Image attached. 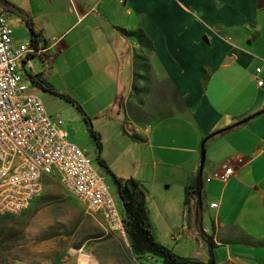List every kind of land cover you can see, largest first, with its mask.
Here are the masks:
<instances>
[{"label": "crops", "instance_id": "0c3cea01", "mask_svg": "<svg viewBox=\"0 0 264 264\" xmlns=\"http://www.w3.org/2000/svg\"><path fill=\"white\" fill-rule=\"evenodd\" d=\"M6 1L21 13L4 11L15 42L31 40V31L40 43L61 38L47 71L42 64L39 70H27L49 114H57L56 95L34 84L29 74L41 73L61 92L81 94L82 104L91 106L86 108L90 116H106L120 96L124 121L113 117L115 123L128 127L149 153L127 171L113 173L134 178L148 193L153 185L176 186L184 196L185 185L199 171L202 139L264 107V88L257 84L264 80V7H257L258 0ZM138 28L154 49L148 54L149 72L137 81L136 90L132 69L135 53L143 47L130 33ZM234 28H253L260 51L233 44L225 31ZM154 84L161 90L151 91ZM167 85L174 91L171 97ZM106 94L112 95L105 99ZM204 146L202 177L223 165L234 172L225 182L203 180L201 202L188 205L194 227L198 214L214 242L215 264H264V112L209 137ZM214 201L218 206L212 208ZM1 240L2 232L0 264H6L10 247L6 235ZM76 260L71 257L65 264Z\"/></svg>", "mask_w": 264, "mask_h": 264}, {"label": "rangeland", "instance_id": "374dc122", "mask_svg": "<svg viewBox=\"0 0 264 264\" xmlns=\"http://www.w3.org/2000/svg\"><path fill=\"white\" fill-rule=\"evenodd\" d=\"M261 11L264 13V8ZM10 17L16 21L14 13ZM258 17L260 20V9H258ZM225 32L230 36L233 44L246 45L260 51V43L255 44L253 28L249 31L244 28H234L232 31ZM247 39H251L252 44H249ZM29 41L27 39L15 44ZM32 66L34 70L41 68L38 58L32 59ZM205 79L206 77L204 81ZM161 88L160 84H154L151 91H160ZM166 90L171 97L174 91L168 85ZM162 93L166 94L164 88ZM68 95L90 117L93 130L100 135V144L89 132L83 115L76 105L65 98L56 96V113L63 119V128L68 133L67 139L90 156L92 165L97 171L104 173L106 183L116 198L118 208L121 209L122 203L115 194V187L100 162H105L112 172L120 174L130 168L129 164L133 165L137 159H141L143 155L147 156L149 152L129 134L128 127L123 128L122 123H115L113 117H119L121 122L124 121L123 112L119 106L120 96L116 97L113 105H110L106 116H90L86 108L91 109V106L82 104L79 98L81 94ZM75 95H78V98ZM111 95L106 94L105 99L110 98ZM92 107L96 106L93 104ZM155 122L152 121L151 124ZM204 147L206 149V146ZM133 169L134 166L130 172L126 173H131ZM145 195L156 240L178 255L207 261L208 245L198 228L194 227L193 210L189 211L188 205H184L183 190L176 186L164 188L162 185H153L149 193L145 190ZM208 214L205 212V222L209 226ZM0 232L3 233V240L6 235L10 247L5 261L3 260L6 264H65L71 261V257H77L72 264H79L80 255V264L89 262L93 264H168L150 254H135L128 238L107 231L102 225L101 217L87 212L84 205L66 191L56 175L48 176L43 180L41 194L27 209L18 214L0 216Z\"/></svg>", "mask_w": 264, "mask_h": 264}, {"label": "built area", "instance_id": "2783aa9c", "mask_svg": "<svg viewBox=\"0 0 264 264\" xmlns=\"http://www.w3.org/2000/svg\"><path fill=\"white\" fill-rule=\"evenodd\" d=\"M60 39L53 37L45 43L36 39L16 45L13 27L0 10V214H18L27 209L41 194L44 177L58 173L63 187L87 212L98 214L107 231L125 238L121 211L104 173L97 171L90 156L67 139L61 115L49 114L28 80L30 59L39 58L47 71L54 57L52 49ZM257 84L264 88L263 79H257ZM233 172L232 166L223 165L203 180L225 182ZM210 206L215 208L218 203L211 202Z\"/></svg>", "mask_w": 264, "mask_h": 264}, {"label": "trees", "instance_id": "16d2710c", "mask_svg": "<svg viewBox=\"0 0 264 264\" xmlns=\"http://www.w3.org/2000/svg\"><path fill=\"white\" fill-rule=\"evenodd\" d=\"M2 3L3 11L20 13L12 4L6 0H0ZM31 40L36 41L38 34L31 31ZM130 35H134L136 39L141 44L142 51L135 53L134 63H133V75L134 81L132 82V87L138 90L137 81L142 77L146 78L145 74H148L150 65L148 62V54L153 51L152 41L148 35L141 29L138 28L131 31ZM142 71L144 74H140ZM31 81L36 84L41 89L56 95L58 97L65 98L76 105L77 109L83 115L84 121L89 128V132L94 137L96 142L100 144V135L93 130L91 125L90 117L86 115L81 106L74 101L71 96L67 93L59 91L51 83H49L45 78H43L41 73H35L33 75L29 74ZM144 85L141 89H144ZM264 107L254 113H251L237 122L228 125L220 129L219 133L231 130L239 125L249 122L254 116L263 113ZM101 166L104 167L106 173L109 175L114 187L117 197L122 203L121 216L124 224V229L126 237L129 240L130 246L135 254H150L152 256L161 258L165 263L168 264H215L214 260V242L211 236L207 235L203 229L200 221V216L197 214L196 225L199 233L208 245L209 257L207 261L194 260L190 257H184L176 254L170 248L166 247L162 243L158 242L153 234L152 225L150 222L148 210L146 207V195L144 189L141 185L132 177L124 178L117 176L113 173L104 162H100ZM203 177L198 173L192 179L190 183L184 187V205L187 206L194 200L196 204L201 202V190H202Z\"/></svg>", "mask_w": 264, "mask_h": 264}, {"label": "water", "instance_id": "95a60500", "mask_svg": "<svg viewBox=\"0 0 264 264\" xmlns=\"http://www.w3.org/2000/svg\"><path fill=\"white\" fill-rule=\"evenodd\" d=\"M257 7L258 8H262L264 7V0H258L257 1ZM220 130H216V131H213L211 132L210 134H208L207 136H205L202 141H201V160H200V166H199V174L202 175V170H203V166H204V161H205V147H204V144L206 142V140L215 135V134H218Z\"/></svg>", "mask_w": 264, "mask_h": 264}, {"label": "bare ground", "instance_id": "6f19581e", "mask_svg": "<svg viewBox=\"0 0 264 264\" xmlns=\"http://www.w3.org/2000/svg\"><path fill=\"white\" fill-rule=\"evenodd\" d=\"M84 261V260H83ZM87 264H93L92 262H89V263H87Z\"/></svg>", "mask_w": 264, "mask_h": 264}]
</instances>
